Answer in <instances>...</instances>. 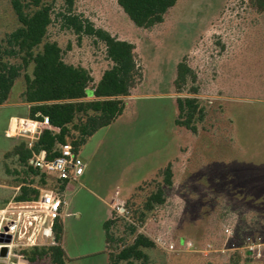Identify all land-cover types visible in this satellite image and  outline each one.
<instances>
[{
	"label": "rangeland",
	"instance_id": "1",
	"mask_svg": "<svg viewBox=\"0 0 264 264\" xmlns=\"http://www.w3.org/2000/svg\"><path fill=\"white\" fill-rule=\"evenodd\" d=\"M62 6L56 0L55 12ZM75 13L134 44L144 70L142 82L124 99L125 118L98 132L80 155L90 167L88 189L105 182L123 189L118 201L125 211H112L108 252L116 257L141 234L153 246L141 248L148 259H131L133 264H264V257L251 260L243 248L253 242L263 244L264 252V199L244 197V182L231 167L240 157L235 148L264 144V10L258 0H178L164 22L151 29L136 27L118 0H75ZM62 24L54 16L45 41L58 43L67 64L90 71L92 89L112 66L105 45L92 37L79 38ZM18 25L10 1L0 0V42ZM183 59L197 80L178 93L176 67ZM193 86L204 115L196 134L176 124V101L191 97ZM24 89L21 76L11 92L12 104L0 109V208L20 195L23 186L30 191L58 189L47 175L27 177L11 155L27 141V133L7 137L4 118L16 113L31 118V106L21 102ZM45 129L39 128L41 135ZM124 134L127 139L121 142ZM169 163L174 177L173 186L164 187L166 202L147 213L145 202L163 183L161 170ZM154 167V176L144 178ZM88 189L77 187L66 196L70 213L80 211L81 217L72 214L63 221L65 247L90 242L85 252L100 249L106 208ZM226 226L233 230L231 237ZM189 241L191 251L185 249ZM233 248L238 249L227 251ZM30 250H15L0 264H52L48 257L31 261L25 255Z\"/></svg>",
	"mask_w": 264,
	"mask_h": 264
},
{
	"label": "trees",
	"instance_id": "2",
	"mask_svg": "<svg viewBox=\"0 0 264 264\" xmlns=\"http://www.w3.org/2000/svg\"><path fill=\"white\" fill-rule=\"evenodd\" d=\"M9 1L19 25L0 42V105L9 99L16 81L23 76L25 89L21 99L31 106V119L42 120L47 117L51 128L42 132L33 150L27 147L26 142H22L13 148L11 155L16 156L21 167L26 169L24 173L27 177L41 175L45 178V174L29 165L33 153L43 150L50 158H54L59 155V146L66 143H71L75 151L79 152L89 138L108 128L124 113V99L142 82L144 70L137 60L135 45L97 28L90 20L76 14L75 0H62V10L58 13L54 8L56 0ZM177 2L178 0H118L119 6L132 23L142 29L162 24L166 14ZM258 7L264 10V0H258ZM54 16L63 23L65 29L79 38L92 37L105 45L106 55L112 66L103 73L94 88H89L94 82L90 71L67 64L58 43L45 41ZM30 67L31 75L27 73ZM196 80L186 59L177 64L174 86L178 93L188 83L195 84ZM189 93L191 97L178 98L176 101L179 112L176 124L196 134L197 123L204 118L203 109L195 97L198 89L193 86ZM161 176L163 183L158 184L145 202L147 213L166 202L164 187L173 186L171 163L161 170ZM22 183L25 184L26 180H22ZM29 183L32 184L33 180ZM56 184L61 191L65 190L66 183ZM36 194L38 191H30L23 186L17 199L27 201ZM110 226L111 221L104 226L108 244L112 241ZM55 233L61 244V221L57 222ZM152 246L150 240L137 234L133 243L124 247L116 257L110 254V261L112 264H133L131 259L147 260L148 257L141 248ZM25 255L31 261L38 257H48L52 264H67L61 245L34 248L25 252Z\"/></svg>",
	"mask_w": 264,
	"mask_h": 264
},
{
	"label": "built area",
	"instance_id": "3",
	"mask_svg": "<svg viewBox=\"0 0 264 264\" xmlns=\"http://www.w3.org/2000/svg\"><path fill=\"white\" fill-rule=\"evenodd\" d=\"M16 121V128L12 136L8 134L9 129L6 135L11 138L21 135L22 132L27 133L26 144L30 150H33L35 143L40 138L39 128H51L47 117H43L42 120L16 119ZM29 165L40 173L53 178L56 183H66V185L77 183L86 171L85 161L81 158L79 152L75 151L71 143L60 145L59 155L54 158H50V155L43 150L34 152L29 160ZM66 205L64 191H61L59 187L58 189L53 187L40 189L38 194L27 201H19L16 195L0 210V234L11 238L10 243L0 244V249L2 247L7 248L8 258L10 259L15 250L60 246L61 244L56 239L55 228L57 222L61 221L63 217V209ZM114 209L120 214L125 211L119 202ZM224 232L228 237L233 235L230 226H226ZM160 244L163 245V242H160ZM262 246L263 244L249 242L243 248L249 259L260 260L264 257ZM166 247L169 251L175 250L173 244ZM193 248L192 242L185 243L186 250L191 251ZM209 248H211L210 245ZM237 249L233 248L227 251H237ZM18 257L22 258V256Z\"/></svg>",
	"mask_w": 264,
	"mask_h": 264
},
{
	"label": "crops",
	"instance_id": "4",
	"mask_svg": "<svg viewBox=\"0 0 264 264\" xmlns=\"http://www.w3.org/2000/svg\"><path fill=\"white\" fill-rule=\"evenodd\" d=\"M21 102L23 105H26V107H30L29 104L23 102L21 99ZM11 94L9 99L2 105H0V109L4 106L11 105ZM126 109V108H125ZM126 110L124 113L108 128L113 127L117 123H120L122 119L125 118ZM21 119V120H33L29 118L28 115H18L16 114H10L7 117L4 118V134L9 129L10 123L12 120ZM129 130V129H128ZM131 130V129H130ZM96 135V134H95ZM94 135V136H95ZM7 136V135H6ZM92 136L87 140V142L79 149V155H81L82 150L85 148L87 143L94 137ZM126 134H124L121 137V142L125 141ZM244 149L235 148L236 153L239 152V158L234 160V164L231 166L233 169V174L236 176L241 177L239 180L241 182H244L243 185H245V191H242L241 193L244 194V197H249L253 199L263 198L264 199V144H258L253 146H244ZM244 150V151H241ZM86 163V171L85 174L82 176V178L77 183H68L64 190V196L66 201V196L69 194H73L77 187L83 189H88V183L89 179L87 178L88 173L90 172V167L87 162ZM156 172V167L152 168L149 173L144 177L147 179L154 176ZM109 182H105L103 185L96 186L95 190L92 191V189H88V191L91 193L94 192V194L97 196V198L105 205L104 210V216L101 219V226H102V240L99 242L100 249L97 251H87L85 252L86 247H90V242L85 241H77L72 246L68 245L65 247L64 245V237H65V229L63 225V235L61 240V246L66 254L67 257V264H112L110 261V253L108 252V243L106 241V232H105V223L110 221L112 211L114 210L115 206L117 205L118 201V195L119 191H122L121 187L116 185L114 188L113 186L108 184ZM248 184V185H247ZM67 205L63 209V217L61 219V222L64 223V219L71 217L72 214H75L76 218L81 217L80 211H75L74 213H70L69 208L70 204L68 201H66ZM3 208H0L2 210ZM7 258H1V261H6ZM7 263V262H6ZM11 264V262L9 263Z\"/></svg>",
	"mask_w": 264,
	"mask_h": 264
},
{
	"label": "water",
	"instance_id": "5",
	"mask_svg": "<svg viewBox=\"0 0 264 264\" xmlns=\"http://www.w3.org/2000/svg\"><path fill=\"white\" fill-rule=\"evenodd\" d=\"M11 238L9 236H5L4 234H0V244H8L10 243ZM0 257L1 258H7L8 257V249L5 247H2L0 249Z\"/></svg>",
	"mask_w": 264,
	"mask_h": 264
},
{
	"label": "bare ground",
	"instance_id": "6",
	"mask_svg": "<svg viewBox=\"0 0 264 264\" xmlns=\"http://www.w3.org/2000/svg\"><path fill=\"white\" fill-rule=\"evenodd\" d=\"M16 122H17L16 120H13V122L11 123L10 129H9V133H8L9 136H12L13 132L15 131V128H16L15 123Z\"/></svg>",
	"mask_w": 264,
	"mask_h": 264
}]
</instances>
